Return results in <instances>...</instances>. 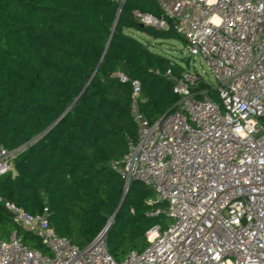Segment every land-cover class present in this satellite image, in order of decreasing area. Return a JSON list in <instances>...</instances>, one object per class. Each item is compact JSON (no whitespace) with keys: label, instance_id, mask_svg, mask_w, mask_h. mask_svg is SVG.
Masks as SVG:
<instances>
[{"label":"trees","instance_id":"16d2710c","mask_svg":"<svg viewBox=\"0 0 264 264\" xmlns=\"http://www.w3.org/2000/svg\"><path fill=\"white\" fill-rule=\"evenodd\" d=\"M134 10L163 16L157 0H0V145L24 147L17 174L0 178V196L33 214L48 207L56 233L81 248L111 221L116 261L143 251L147 232L168 222L149 215L161 204H148L154 192L142 182L132 180L123 199L125 179L113 168L137 136L131 82H140V110L154 122L179 108L172 78L186 68L132 34L186 44L172 22L142 26ZM198 88L217 99L204 81ZM14 229L47 253L0 203V238Z\"/></svg>","mask_w":264,"mask_h":264},{"label":"built area","instance_id":"2783aa9c","mask_svg":"<svg viewBox=\"0 0 264 264\" xmlns=\"http://www.w3.org/2000/svg\"><path fill=\"white\" fill-rule=\"evenodd\" d=\"M158 17L134 10L144 26L169 27L185 39L206 71L185 68L174 81L179 108L151 122L140 110L141 84L131 82L136 139L113 168L145 184L160 203L149 213L168 222L147 232V247L122 261L107 233L81 248L56 233L50 210L33 214L0 196L13 222L33 232L47 253L25 244L17 229L0 238V264H264V0H157ZM122 82L128 77L119 74ZM204 81L217 93L199 89ZM24 147L0 145V178L16 175Z\"/></svg>","mask_w":264,"mask_h":264},{"label":"rangeland","instance_id":"374dc122","mask_svg":"<svg viewBox=\"0 0 264 264\" xmlns=\"http://www.w3.org/2000/svg\"><path fill=\"white\" fill-rule=\"evenodd\" d=\"M132 34L135 37L139 38L140 40L152 44L156 52L169 55L180 62L183 61L182 63L188 69L197 70L199 73H202V70L206 71L204 75L205 78L209 80V82H211L212 84L215 83L214 79L211 77V75L208 72V67L206 65V62L200 57L191 56L187 49L186 44L182 43L181 41H176V40L162 41V40L154 39L153 37L143 32L132 31ZM153 199H156L155 194L153 196Z\"/></svg>","mask_w":264,"mask_h":264},{"label":"water","instance_id":"95a60500","mask_svg":"<svg viewBox=\"0 0 264 264\" xmlns=\"http://www.w3.org/2000/svg\"><path fill=\"white\" fill-rule=\"evenodd\" d=\"M142 25V24H141ZM144 26V25H142ZM128 189V188H127ZM127 189H125V193H124V196H123V199L125 198L126 196V193H127ZM110 225H111V221L107 224V226L105 227V229L103 230V232H106L108 231V229L110 228Z\"/></svg>","mask_w":264,"mask_h":264}]
</instances>
